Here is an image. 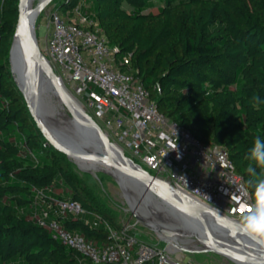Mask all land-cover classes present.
<instances>
[{
  "label": "trees",
  "instance_id": "1",
  "mask_svg": "<svg viewBox=\"0 0 264 264\" xmlns=\"http://www.w3.org/2000/svg\"><path fill=\"white\" fill-rule=\"evenodd\" d=\"M162 1L60 0L57 10L84 2L83 12L97 19L118 55L131 56V71L158 111L200 142L227 149L257 207L255 187L264 167L249 155L256 138L264 140V0ZM19 5L0 0V260L92 264L35 217L46 207L37 206V193L44 191L81 203L85 217L58 220L98 247L111 239L104 224L94 226V217L122 226L75 166L49 145L15 83L10 51Z\"/></svg>",
  "mask_w": 264,
  "mask_h": 264
},
{
  "label": "built area",
  "instance_id": "2",
  "mask_svg": "<svg viewBox=\"0 0 264 264\" xmlns=\"http://www.w3.org/2000/svg\"><path fill=\"white\" fill-rule=\"evenodd\" d=\"M84 3V2H83ZM80 4L51 18L46 51L57 76L80 104L94 115L109 139L152 175L217 213L245 225L256 205L223 146L204 144L186 128L158 111L150 92L131 71V56H119L95 17ZM35 214L63 245L92 264H193L182 255L150 244L131 228L104 224L111 242L98 247L80 234L66 230L58 218L87 215L80 202L37 193ZM246 226V225H245Z\"/></svg>",
  "mask_w": 264,
  "mask_h": 264
},
{
  "label": "water",
  "instance_id": "3",
  "mask_svg": "<svg viewBox=\"0 0 264 264\" xmlns=\"http://www.w3.org/2000/svg\"><path fill=\"white\" fill-rule=\"evenodd\" d=\"M52 1L46 0L44 3L39 4L31 22L25 25L23 7L26 0H20L19 20L10 51V64H12L13 59L17 64V78L13 71V65H11L15 83L23 94L33 118L49 145L72 162H75L71 155L74 153L101 163L107 162L114 166L123 165L124 170L118 171L121 181L128 179L132 183L138 181L148 186L152 185L165 198L169 207L168 210L173 215L180 213L188 218L183 220L185 230L196 231L199 229V232L202 234L206 232L205 234L209 236L213 233L223 234V232L229 231L237 236L240 246L234 247L247 253L242 254L219 246L210 251L224 256L235 264H247L250 249L264 250V243H261L260 239H254L253 234L245 225L217 213L180 192L165 180L149 173L127 157L121 148L109 139L103 128L82 107L79 101L68 97L67 89L54 71L51 61L41 51L37 36L36 24L38 17ZM43 81H48L56 92L66 99L68 98L67 111L69 117L67 122L63 128L50 125V134L45 131L38 120L37 114L40 117L43 116L40 105L33 101L27 93L29 86H39ZM55 140L60 143L63 149L55 144ZM262 257L264 260V255Z\"/></svg>",
  "mask_w": 264,
  "mask_h": 264
},
{
  "label": "rangeland",
  "instance_id": "4",
  "mask_svg": "<svg viewBox=\"0 0 264 264\" xmlns=\"http://www.w3.org/2000/svg\"><path fill=\"white\" fill-rule=\"evenodd\" d=\"M154 2L156 6L164 5L162 0H154ZM37 3L38 0H36V4ZM81 3L84 4L83 2ZM59 5H60V0H53L40 14L36 24L39 47L43 52V54L49 60H51V58L48 52L46 51V46H45L46 38L48 34V27L50 25V18L52 14L57 10ZM127 9L130 10L129 8ZM61 13L63 14L65 13V11H62ZM70 93L77 100H80V97L76 93L72 91ZM64 107H65V110L63 111V113L65 114L64 119H68L69 113L67 111V104H64ZM89 114L98 123V121L94 118V115L91 112H89ZM126 156L132 159V157L128 154H126ZM132 160L134 161V159ZM69 161L75 166V170L77 174L86 180L88 186H90L93 189V191L96 193V195H98V197L106 204V207L115 214L118 224L131 228V230L142 240L153 245H158L163 249L172 251L176 255L178 254L182 255L186 263L191 262L193 264H235L230 260H228L227 258H225L224 256L219 255L210 250L191 249L195 245H198L199 248L204 247L202 246L203 244L199 242V239L195 236H189V234L181 236L182 238L181 237L178 238L181 244H178L177 242H171V240H169L165 235H163L161 232L157 230L156 226L154 225L151 226L150 224L142 221L139 218L140 216L139 213H137L138 212L137 210L141 206V202L144 198V194L146 193V191H144L143 195L141 194L142 196L141 195L139 196L140 200L138 199L139 201H137L135 207L131 204L130 194L126 192L123 185V181H121V179H118L117 177L112 176L107 172L95 173V172L83 170L75 162H72L71 160ZM100 165L103 166L104 168H110L112 170H116V168L109 166L107 164L105 165L101 163ZM158 204L159 203L156 201L154 205L158 207ZM154 205H150L148 208H146L147 215L148 216L150 215L149 217L152 216H154L155 218L158 217L157 219L163 222L162 223L163 226L165 227L168 226L167 230H165V232L168 235H171L173 232L175 233L178 232L180 229L169 227L170 225L168 224L170 222L168 221V219H166L168 218L167 215H165V213L162 212L163 209H156L157 207L154 208ZM82 217H85V215H83ZM226 242L229 243L230 240L226 239ZM0 264H25V261L21 258H17L14 261H9V262H4L0 260Z\"/></svg>",
  "mask_w": 264,
  "mask_h": 264
},
{
  "label": "bare ground",
  "instance_id": "5",
  "mask_svg": "<svg viewBox=\"0 0 264 264\" xmlns=\"http://www.w3.org/2000/svg\"><path fill=\"white\" fill-rule=\"evenodd\" d=\"M46 0H38V3L36 4V0H26L24 7H23V20L25 25L29 24L34 16V13L38 7L39 4L44 3ZM40 16V15H39ZM13 65V71L15 74V77L17 78V64L15 59H13L12 64ZM67 95L68 97H71L72 99H75L78 101L68 90ZM28 95L31 97L33 101L38 103L40 105V108L43 112V116L40 117L37 114L38 120L42 127L45 129L47 133L50 134L51 128L50 125H53L56 128H63L65 123L67 122V119H64V113L65 110L64 104H67L68 107V98L66 99L64 96H61L58 92H56L48 81H43L40 83L39 86H29ZM55 144L59 146L61 149L62 146L60 143H58L55 140ZM74 158V161L76 164L80 166L83 170L91 171L95 173L99 172H107L112 176L119 178L118 171L124 170L123 165H110L107 162H103V164H107L109 166H112L116 168V170H112L110 168H104L101 166V162L99 164V161H95L93 159H87L84 157H81L79 155H76L74 153L71 154ZM130 180H123V185L128 194H130V200L131 204L135 206L137 204V201H139V196L144 194V191L146 193L144 194V198L141 202L140 208L137 210L139 213V218L150 224L151 226L154 225L157 227V230L161 232L163 235H165L171 242H177L178 244H181L178 238L184 235L189 236H195L199 239V242L202 243L204 246L203 248H199L198 245L193 246L191 249L199 250H211L216 249V246H219L220 248L228 249V250H235L239 253H245L246 251H242L234 246H240V242L238 240V237L233 235L229 231L223 232V234L220 233H213L212 235H207L205 233H201L198 230L194 231H187L183 227V220H187L188 218L184 214L176 213L173 215L168 209L167 201L162 196L161 193H159L152 185H147L145 183L141 182H134L132 183ZM148 188V189H146ZM141 195V196H142ZM139 199V200H138ZM156 201L159 203L158 207L154 204ZM140 203V202H138ZM139 205V204H138ZM150 205H154V208L156 209H163L162 212L167 215L168 221L170 222L168 225L169 227H173L175 229H180L178 232H173L171 235H168L165 230H167L168 226H163V222L159 219L155 218L154 216L149 217L146 212V208H148ZM136 207V206H135ZM138 208V207H137ZM150 209V208H149ZM148 210V209H147ZM152 215V214H151ZM166 221V220H165ZM198 226V225H197ZM219 234V235H218ZM221 235V236H220ZM213 236V237H211ZM182 238V237H181ZM218 238V239H216ZM226 239H229L230 242L227 243ZM173 244V243H172ZM186 247V246H185ZM182 249V248H181ZM247 253V252H246ZM264 250H251L247 258H249V261L247 264H264L263 256ZM257 256V257H256ZM252 258V259H251ZM251 259V260H250Z\"/></svg>",
  "mask_w": 264,
  "mask_h": 264
},
{
  "label": "clouds",
  "instance_id": "6",
  "mask_svg": "<svg viewBox=\"0 0 264 264\" xmlns=\"http://www.w3.org/2000/svg\"><path fill=\"white\" fill-rule=\"evenodd\" d=\"M249 159L254 161L257 166L264 167V140L257 137L254 142ZM250 172H254L252 167ZM257 207L254 214H250L244 218L247 229L253 234L254 239H260L264 243V179L256 183Z\"/></svg>",
  "mask_w": 264,
  "mask_h": 264
}]
</instances>
